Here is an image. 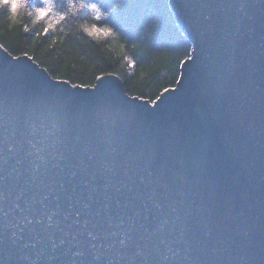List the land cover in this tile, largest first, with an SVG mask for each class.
Instances as JSON below:
<instances>
[{"label": "water", "instance_id": "1", "mask_svg": "<svg viewBox=\"0 0 264 264\" xmlns=\"http://www.w3.org/2000/svg\"><path fill=\"white\" fill-rule=\"evenodd\" d=\"M168 1L153 103L0 44V264H264V0Z\"/></svg>", "mask_w": 264, "mask_h": 264}, {"label": "trees", "instance_id": "2", "mask_svg": "<svg viewBox=\"0 0 264 264\" xmlns=\"http://www.w3.org/2000/svg\"><path fill=\"white\" fill-rule=\"evenodd\" d=\"M28 3L45 14L36 21L22 17L14 23L0 10V44L13 55L28 54L52 77L71 84L93 85L98 75L112 73L128 94L153 101L175 85L181 62L190 52L168 0ZM49 22L52 27L47 26ZM23 24H28L29 31L23 30ZM93 25L94 32L84 30ZM104 28L114 31L103 37ZM125 56L132 58V66Z\"/></svg>", "mask_w": 264, "mask_h": 264}, {"label": "clouds", "instance_id": "3", "mask_svg": "<svg viewBox=\"0 0 264 264\" xmlns=\"http://www.w3.org/2000/svg\"><path fill=\"white\" fill-rule=\"evenodd\" d=\"M42 8L30 6L28 0H0V10L4 11L12 22L19 21L22 17H28L32 21H36L40 18L39 10ZM48 27H52V23L49 22ZM25 32L29 31L28 24L22 25ZM86 32H94L95 27L84 29ZM103 37H108L114 30L111 28H104L101 30ZM98 39L100 37H97ZM124 59L127 61L129 66L134 64L131 57L125 56Z\"/></svg>", "mask_w": 264, "mask_h": 264}, {"label": "snow or ice", "instance_id": "4", "mask_svg": "<svg viewBox=\"0 0 264 264\" xmlns=\"http://www.w3.org/2000/svg\"><path fill=\"white\" fill-rule=\"evenodd\" d=\"M5 2H7V0H5ZM39 13H40V15H44L45 14V10L44 9H40L39 10ZM93 27H96L95 25H93ZM39 35V34H38ZM3 54L2 53H0V56H2ZM25 55H27L26 53H25ZM53 79H56V77H53ZM102 103V102H101ZM89 235H91V233H89ZM121 243H124V241L123 240H121L120 241Z\"/></svg>", "mask_w": 264, "mask_h": 264}, {"label": "bare ground", "instance_id": "5", "mask_svg": "<svg viewBox=\"0 0 264 264\" xmlns=\"http://www.w3.org/2000/svg\"><path fill=\"white\" fill-rule=\"evenodd\" d=\"M153 101H154V100H153ZM153 101H149V102H152V103H153ZM152 103H151V104H152Z\"/></svg>", "mask_w": 264, "mask_h": 264}]
</instances>
